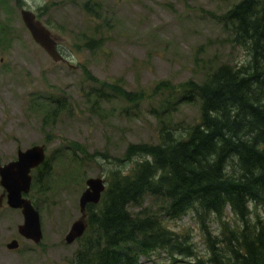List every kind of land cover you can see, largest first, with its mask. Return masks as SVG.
<instances>
[{
  "label": "rangeland",
  "instance_id": "374dc122",
  "mask_svg": "<svg viewBox=\"0 0 264 264\" xmlns=\"http://www.w3.org/2000/svg\"><path fill=\"white\" fill-rule=\"evenodd\" d=\"M240 1L3 0L7 9L1 18L7 32L0 44V165L16 158L20 148L35 144H45V165L47 161L46 172L41 169L43 177L37 184L34 179L32 190L43 240L27 249L30 253L20 249L15 264H75L79 242L69 244L65 237L81 215L86 179H106L111 169L120 167L115 159L123 158L130 144L157 142L164 124L182 135L199 120V99L183 100L175 89L192 79L201 81L211 66L248 59L246 48L232 42L220 19ZM22 7L35 11L58 36L69 62L53 61L34 41L22 20ZM86 38L103 40L102 48L87 49ZM90 76L141 90L142 101L130 105L113 96L92 107L87 93L100 83ZM159 85L165 87L158 90ZM63 99L65 108L55 113L53 105ZM106 152L108 157L102 155ZM91 154L97 155L89 158ZM1 216L4 239L9 227L23 219L18 210ZM167 224L191 234L204 250L195 217ZM161 254L155 261L142 256L140 264H179L168 253Z\"/></svg>",
  "mask_w": 264,
  "mask_h": 264
},
{
  "label": "trees",
  "instance_id": "16d2710c",
  "mask_svg": "<svg viewBox=\"0 0 264 264\" xmlns=\"http://www.w3.org/2000/svg\"><path fill=\"white\" fill-rule=\"evenodd\" d=\"M2 4L0 44L7 32ZM220 19L248 59L211 66L201 81L175 89L183 100L201 102L199 120L182 135L164 124L157 142L130 144L115 159L120 167L108 173L100 202L87 205L75 264H140L142 256L155 261L162 252L179 264H264V0H241ZM103 43L86 38L84 46L92 51ZM89 78L100 83L87 93L92 107L113 96L130 105L142 101L141 90H127L120 80ZM62 101L55 113L65 108ZM186 215L201 227L203 251L191 234L167 224Z\"/></svg>",
  "mask_w": 264,
  "mask_h": 264
},
{
  "label": "water",
  "instance_id": "95a60500",
  "mask_svg": "<svg viewBox=\"0 0 264 264\" xmlns=\"http://www.w3.org/2000/svg\"><path fill=\"white\" fill-rule=\"evenodd\" d=\"M22 20L30 31L34 41L39 44L55 62L64 61L66 57L58 48V36L37 17L35 11L22 7ZM46 159V146L36 144L27 149L18 150V159L0 166L1 183L9 189V204L23 209L25 221L20 226L22 233L33 237L36 241L42 238L40 215L31 201L22 198L21 191H29L31 187V169L42 164ZM106 189V180L102 176H92L86 180V188L80 196L81 215L75 220L66 235V242L71 244L85 233L88 227L87 205L97 204ZM15 247V243L10 245Z\"/></svg>",
  "mask_w": 264,
  "mask_h": 264
},
{
  "label": "flooded vegetation",
  "instance_id": "af4514ba",
  "mask_svg": "<svg viewBox=\"0 0 264 264\" xmlns=\"http://www.w3.org/2000/svg\"><path fill=\"white\" fill-rule=\"evenodd\" d=\"M59 46L60 45H59V41H58V48H59ZM59 50H60V48H59ZM60 62H69V61L66 58L64 61H60ZM17 159H18V155L16 156V158L11 159L10 161H15ZM10 161H8V162H10ZM5 163H7V162H4L3 164H5ZM44 164H45V161L42 164L38 165L37 167H34L31 169V176H32L31 187H30L28 192L23 190V189L21 191L22 198L30 200L32 205L39 212L40 227H41V231H42V238L39 242L36 241L33 237H30L28 235L29 233H31V232H29V230L27 231L28 232L27 234L22 233L20 226L25 221L23 209L20 207H14V206L9 204V189L6 186H3V184L1 183V175H0V213L6 212L7 214H9V212L12 210H18L20 212V215L22 216V219H23L21 223L15 224L14 226H10L8 231H7L10 233L7 234V236L4 239H0V264H15L14 263V256L17 255L16 253L20 249H22V248H25L26 250L31 249L32 245H39V244H41V241L43 240V227H42L41 213H40L38 206L36 205V201H35L36 196H34V194L32 193V190L34 189V187H33L34 179L36 180V175H34L33 173L36 172V174H37V172L43 168ZM2 216L0 217V219H3ZM2 224H3V222L0 220V227L3 226ZM12 243H15V247L10 246ZM26 252L30 253L31 250H27Z\"/></svg>",
  "mask_w": 264,
  "mask_h": 264
},
{
  "label": "bare ground",
  "instance_id": "6f19581e",
  "mask_svg": "<svg viewBox=\"0 0 264 264\" xmlns=\"http://www.w3.org/2000/svg\"><path fill=\"white\" fill-rule=\"evenodd\" d=\"M61 52V51H60Z\"/></svg>",
  "mask_w": 264,
  "mask_h": 264
}]
</instances>
